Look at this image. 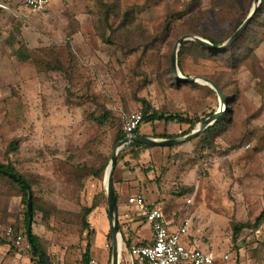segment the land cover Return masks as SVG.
<instances>
[{
	"label": "rangeland",
	"instance_id": "1",
	"mask_svg": "<svg viewBox=\"0 0 264 264\" xmlns=\"http://www.w3.org/2000/svg\"><path fill=\"white\" fill-rule=\"evenodd\" d=\"M22 1L0 0L8 8L0 11V163L11 164L30 183L36 202L32 234L50 264H58L64 252L78 254L77 263L87 234L81 227L83 199L89 195L90 206L93 201L96 206L107 204L106 174L94 175L109 164L118 143L119 113L140 111L143 101L152 111L199 121L216 112L218 100L209 87L177 86L176 81L183 82L171 71L173 48L186 35L226 42L254 0H233L241 11L235 25L218 20L221 0H51L37 14ZM107 6L117 15L105 22ZM132 7L137 8V28L128 34L121 30L120 19ZM127 37L138 41L130 50L123 49ZM150 40L148 48L136 46ZM249 47V60L234 71L191 44L182 55L178 52L183 77L217 82L224 97L234 101L228 129L212 150L192 154L195 138L167 147L156 164L117 163L116 158L113 173L114 190L118 193L123 185L125 193L128 182L121 170H154L147 181L155 187L151 193L167 202L168 218L175 224L190 220L184 215L176 220L175 207L189 209V214L197 210L193 236L215 258L226 255L227 263L236 264L240 253L243 264H260L264 253V222L232 239L233 226L254 223L264 211V32L251 38ZM141 129L147 133L149 125ZM181 131L172 139L191 132L182 136ZM10 142L16 146L9 147ZM25 211L19 189L0 177V227L21 230ZM98 218L92 221L90 240L102 249L106 240ZM13 252L0 254V264H12ZM31 264H38L37 259Z\"/></svg>",
	"mask_w": 264,
	"mask_h": 264
},
{
	"label": "trees",
	"instance_id": "2",
	"mask_svg": "<svg viewBox=\"0 0 264 264\" xmlns=\"http://www.w3.org/2000/svg\"><path fill=\"white\" fill-rule=\"evenodd\" d=\"M105 8L106 10L105 12H103L104 14L103 19L106 22V20L108 19L110 15H115V14L117 15V13H114L112 8L109 6ZM135 10H137V8L132 7V8L127 9L122 14L121 19H120V28L123 32L132 34L136 31L137 26L134 21V11ZM239 12L241 11L238 10L233 0H221L220 12L217 14V18H219L218 20H223V22H226V23L230 22V24L233 23L235 25L236 23H238L237 18H238ZM247 15L240 17V22H241L240 24L243 23ZM252 30L254 31V33L250 34ZM263 32H264V0H262L259 9L254 14L252 20L249 22L246 29L242 32L240 37L230 47L226 48L223 51H214V50H209L203 46H200L194 43L184 42L179 50V56L184 53L186 45L191 44L192 46L198 47L201 53L205 55L208 54L212 58L220 59V63H225L229 67V69L234 71V70H237L244 62L249 60V55L251 54L249 51L250 50V47H249L250 39L259 38V36ZM201 37L208 39L211 42V44H213L214 46H219L223 43V41H218L214 38H207L205 37V35H201ZM136 42H138L137 39H130L129 37L124 38L123 39V43H124L123 49L130 50L131 48H133V46H135ZM151 42H152L151 40L149 44L140 42L136 46L144 45L148 48ZM215 83L218 86H220V84H218L217 82ZM176 84L178 86V85H183V84L187 85L190 83H177L176 81ZM220 87L224 91V88L222 86ZM225 97L228 103L226 113L220 116L218 120L211 127L206 129L204 132H202L200 135L196 137L198 138V140H197V143L195 144L192 154H195L201 151L212 150L214 148L215 141L218 138H220L224 134V132L228 129V126L230 123V105L234 103V101L232 97H229L227 94L225 95ZM140 112L143 113V119L141 123L137 126V129L134 131L133 135H138L139 128L145 124H150V123L153 124L156 122L167 124V123L177 122L179 126L188 127L186 131H181L182 136H184L188 134L198 122H200L198 119H191L188 116H183L180 114H165V113H158L156 111H152L150 105L146 103L145 101L142 102V107H140ZM117 120L120 123L119 115L117 116ZM125 137L126 135L120 130V132H118V134L116 135V142L121 141ZM174 137L176 136L166 135V134H163L161 136V138L163 139H172ZM14 146H16L14 142L9 143V147L13 148ZM173 147H177V146H173ZM173 147H169V148L172 149ZM149 149H151V147L142 145L140 143H130L119 151V154L117 156V163L121 160H123L125 163H129V162L137 163L140 160L141 153ZM106 167H107V163H104L103 165H101L98 168V170L95 171L94 176L99 177L103 175L106 170ZM4 172L21 177V179L25 181L26 186L22 185L19 182L9 179L4 174ZM0 177L6 179L12 185H15L19 189L20 197H21V204L26 210L27 188L31 190L30 183L23 176L19 175L18 172L14 169V167L8 163L7 164L0 163ZM114 195H115V199L117 203L118 193L115 190H114ZM32 206H33V216H34L36 212V202H35V197L33 196V194H32ZM96 207L97 206L95 202L93 201L90 207H86L82 209L81 227L84 231H87V234H86L87 243H86L84 252H81L80 254V260L77 262V264H90L89 249H90V239L93 236V231L91 230L87 219H88V216L94 211ZM149 207H155V205H151ZM263 222H264V211H262L261 214L255 219L254 223H250V222L238 223L237 225L232 227V239H236L239 236V234L244 230L259 229V227L261 226V223ZM27 224H28V217L25 211L24 221L22 223L21 230L15 229V233L16 234L21 233L23 235H26ZM31 242L35 248L45 252L42 246L40 245L39 238L36 235L31 234ZM108 243H109L108 247H110L111 241L109 240ZM124 243L127 248H130L131 246L130 242L124 240ZM147 245L149 244H141L140 246H147ZM0 246H9L11 250H14L8 243L4 241H0ZM32 259H37L38 264H45L42 256L39 253H36L31 249V260Z\"/></svg>",
	"mask_w": 264,
	"mask_h": 264
},
{
	"label": "crops",
	"instance_id": "3",
	"mask_svg": "<svg viewBox=\"0 0 264 264\" xmlns=\"http://www.w3.org/2000/svg\"><path fill=\"white\" fill-rule=\"evenodd\" d=\"M22 5V4H21ZM203 86V85H202ZM173 124V127L167 128L168 125ZM149 130L148 132H142L141 127L138 130L139 136H145V137H152V138H161L163 134L166 135H174L177 131H181L180 129L183 128V126H179L177 122L172 123H153L148 124ZM185 144V143H184ZM183 145V144H182ZM181 146V145H178ZM167 147H153L149 150H146L141 153L139 163L140 164H146L148 162H151L153 164H156L157 159L159 157H164L167 154ZM137 172V170L135 171ZM153 173L154 170L148 171L146 174L137 172L135 174H130L128 170L126 172H123L121 170L120 175L124 176V180L127 183L128 189L127 191H130L127 193V191L124 193V187L119 186L118 193V200L116 203L117 208V216H118V225L120 228V237H121V245H120V257H119V264H147L145 262H139L137 260L131 259V257L128 254V249L125 246L124 240L130 242L131 246H140L141 244H151L152 242V234L150 231V227L146 224L143 218V214L140 211V209L127 204L126 198L140 195L145 200V203L147 206L155 205V207H159L162 209L166 220L170 223V228L172 230H175L179 224H175V220L168 218V216L165 213V210H167V202H165L163 199H161L160 194H152V189L155 188L153 183L148 184V181H151V175L147 176V174ZM148 180V181H147ZM114 184V183H113ZM147 184V186H145ZM132 191H134L132 193ZM87 198V199H86ZM89 195L83 199L84 206L90 207V199ZM188 205H191V201ZM197 210H193L191 214H189V209H185L184 211H179L177 207L172 211L173 215L176 217V220H180V217L184 215L185 217L190 218L191 225L187 231V234L182 237V243L187 248L191 249H198L204 253L211 254L210 248L204 244L198 241L193 234L191 233V228L193 225V220L195 219V216L197 215ZM99 217V224L102 229V239L106 240L104 243L102 249L101 247H96L94 244V238L90 242V264H111V249H105V246L107 245V242L111 241V248H112V237H111V231H110V224L108 219V213H107V204L101 203L99 206H97L94 211L88 216V223L92 231L95 232V229L93 228L92 221L95 217ZM183 216V217H184ZM260 228V227H259ZM258 230V229H257ZM122 232V234H121ZM85 241H86V237ZM110 238V239H109ZM85 243V244H84ZM86 242H82V249L81 251L84 252ZM123 246V247H122ZM130 246V247H131ZM10 248L9 246H1L0 247V254L4 255L9 253ZM239 252H241L239 250ZM264 252V251H263ZM237 253V252H236ZM74 252H64L62 255L58 256L59 263L58 264H77L76 260L78 259L77 255ZM237 256V255H236ZM12 259L11 263H20V264H31L30 258H24L22 254L18 252H13V254L10 256ZM215 264H236L235 262L227 263L226 261L222 260V256L219 258H215ZM264 253L260 255L259 261H257L260 264H263L264 262ZM243 257L240 253V258L238 259L239 264L242 263ZM238 264V263H237Z\"/></svg>",
	"mask_w": 264,
	"mask_h": 264
},
{
	"label": "built area",
	"instance_id": "4",
	"mask_svg": "<svg viewBox=\"0 0 264 264\" xmlns=\"http://www.w3.org/2000/svg\"><path fill=\"white\" fill-rule=\"evenodd\" d=\"M51 0H23L22 4L30 13H41L49 5ZM8 8L0 2V11H7ZM121 130L129 137L133 135L137 126L143 119L140 111L119 113ZM249 148V146H245ZM187 204L190 201H186ZM127 204L132 205L143 214L144 221L150 227L152 242L147 246H131L128 254L131 259L147 264H215V257L198 249L187 248L182 243V237L187 234L190 220L183 219L179 226L172 230L170 223L159 207H149L142 196H132L127 199ZM0 241L8 243L16 252L29 258L31 244L27 236L21 233L16 234L11 227H0ZM105 249H108L105 246ZM222 260H228V256H222ZM20 264V263H12Z\"/></svg>",
	"mask_w": 264,
	"mask_h": 264
},
{
	"label": "water",
	"instance_id": "5",
	"mask_svg": "<svg viewBox=\"0 0 264 264\" xmlns=\"http://www.w3.org/2000/svg\"><path fill=\"white\" fill-rule=\"evenodd\" d=\"M260 4H261V0L253 1L252 9L247 15L246 19L236 29V31L231 35V37L226 42H224L222 45L214 46L210 42L198 36L186 35L178 39L177 43L175 44L173 48L172 55H171V71H172L174 78L183 83L199 84V85L209 87L216 94V97L218 100L219 107L216 112H214L213 114L201 120L196 125L194 130L191 131L188 135L178 138V139H160V138H152V137H145V136H139V135H131L129 137H125L124 139H122L115 145V148L113 150V153L109 161V164L107 165L106 170H105V174L107 175V177H106V181L104 184L105 190H106V198H107V213H108V219H109L110 231H111V237H112L111 264H119L120 245H121L120 228L118 225L116 199L114 195V184H113V173L116 167V158H117L119 151L130 143H140L142 145H145L151 148L153 147H173V146L182 145L184 143L191 141L192 139H195L198 135H200L206 129L211 127L218 120V118L225 113L226 105H227L226 99L221 89L214 82H212L209 79L201 78V77H183L180 74L179 69H178V64H177V56H178L179 48L184 42H193L209 50H214V51L225 50L226 48L230 47L240 37V35L246 29L249 22L252 20ZM4 174L9 179L19 182L22 185L26 186L25 181L22 180L21 177L10 174V173H5V172ZM26 214L28 217V224H27V230H26L27 240L31 244L32 250L36 253H39L42 256L45 264H50L46 255L41 250L35 248L31 242L33 206H32V193L28 188H27Z\"/></svg>",
	"mask_w": 264,
	"mask_h": 264
},
{
	"label": "bare ground",
	"instance_id": "6",
	"mask_svg": "<svg viewBox=\"0 0 264 264\" xmlns=\"http://www.w3.org/2000/svg\"><path fill=\"white\" fill-rule=\"evenodd\" d=\"M106 177H107V175L105 176V181H106ZM119 242V241H118Z\"/></svg>",
	"mask_w": 264,
	"mask_h": 264
}]
</instances>
